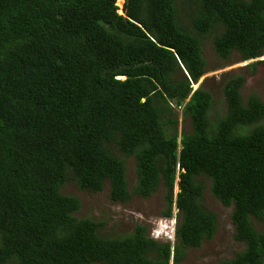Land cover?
<instances>
[{"label": "trees", "instance_id": "16d2710c", "mask_svg": "<svg viewBox=\"0 0 264 264\" xmlns=\"http://www.w3.org/2000/svg\"><path fill=\"white\" fill-rule=\"evenodd\" d=\"M118 1L0 0V264H181L217 232L203 176L245 246L221 264H264V100L234 73L213 118L211 90L193 89L206 34L223 60L264 56V0ZM171 103L191 121L180 136ZM75 187L123 202L162 187L175 240L143 222L109 235L76 215Z\"/></svg>", "mask_w": 264, "mask_h": 264}, {"label": "rangeland", "instance_id": "374dc122", "mask_svg": "<svg viewBox=\"0 0 264 264\" xmlns=\"http://www.w3.org/2000/svg\"><path fill=\"white\" fill-rule=\"evenodd\" d=\"M124 0H119L118 5L123 6ZM122 12V10H120ZM190 16L188 12L183 14V23L190 26ZM215 31L206 34L204 37L203 49L207 61L208 71L203 74L199 81L193 84V89L198 88L202 82L206 88L211 90L214 99V105L210 116L213 118L224 114L227 109V102L224 98L223 85L225 79L234 73L246 72L247 81L242 88L243 99L246 101L250 95L258 94L264 100V64H258L256 74L251 75L247 65L253 61L264 59L261 56L251 60H241L240 54L234 53L230 59H225L217 53L214 46ZM222 58V59H221ZM172 104V103H171ZM178 110L179 136L183 130H191V121L189 118L184 119L183 107L180 109L172 104ZM264 123V120H263ZM128 176L131 183L137 181V166L134 156L128 158ZM205 183L204 197L202 203L218 215V228L215 236L204 241L199 248H190L186 259L181 264H221L226 258H233L237 251L243 249L244 243L237 241L235 238V228L231 221V212L233 206H225L212 191V182L208 176H203ZM175 190L178 191L176 185ZM67 193L78 194L83 200V207L76 215L79 217H90L96 220H105L107 224L103 228L108 232H114L118 235V230L128 232L133 231L137 223L143 222L148 224L149 231L158 239L168 238L175 240V228L177 212L174 209L173 216L168 218L163 216L165 209V191L160 187L153 195L141 197L135 195L128 201H114L110 198L107 190L100 191L97 194L79 193L77 188L70 192L65 188ZM259 229H264V222H256ZM173 264V263H171Z\"/></svg>", "mask_w": 264, "mask_h": 264}, {"label": "clouds", "instance_id": "9594fccd", "mask_svg": "<svg viewBox=\"0 0 264 264\" xmlns=\"http://www.w3.org/2000/svg\"><path fill=\"white\" fill-rule=\"evenodd\" d=\"M174 237H175V234H174Z\"/></svg>", "mask_w": 264, "mask_h": 264}, {"label": "water", "instance_id": "95a60500", "mask_svg": "<svg viewBox=\"0 0 264 264\" xmlns=\"http://www.w3.org/2000/svg\"><path fill=\"white\" fill-rule=\"evenodd\" d=\"M178 190H180V189H178Z\"/></svg>", "mask_w": 264, "mask_h": 264}]
</instances>
